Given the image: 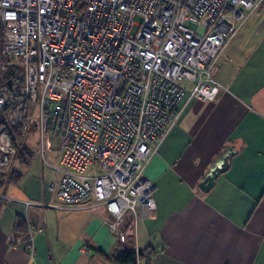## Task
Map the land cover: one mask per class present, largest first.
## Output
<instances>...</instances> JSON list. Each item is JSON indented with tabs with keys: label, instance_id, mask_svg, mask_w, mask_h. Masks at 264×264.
<instances>
[{
	"label": "built area",
	"instance_id": "built-area-1",
	"mask_svg": "<svg viewBox=\"0 0 264 264\" xmlns=\"http://www.w3.org/2000/svg\"><path fill=\"white\" fill-rule=\"evenodd\" d=\"M262 2L0 0V174L16 152L6 124L23 135L35 118L40 144L58 136L60 207L92 197L112 235L125 211L147 216L146 165L191 101L217 97L213 65Z\"/></svg>",
	"mask_w": 264,
	"mask_h": 264
},
{
	"label": "crops",
	"instance_id": "crops-1",
	"mask_svg": "<svg viewBox=\"0 0 264 264\" xmlns=\"http://www.w3.org/2000/svg\"><path fill=\"white\" fill-rule=\"evenodd\" d=\"M256 9L213 65L217 97L191 101L146 165L155 209L125 211L117 234L102 224L106 209L92 197L71 209L58 205L48 188L61 176L57 133L50 129L35 152L24 143L27 129L20 144L29 161L13 160L19 179L6 176L0 185V264H118L121 250L148 256L137 264H264V28L254 26ZM228 144L235 149L228 168L201 191Z\"/></svg>",
	"mask_w": 264,
	"mask_h": 264
},
{
	"label": "trees",
	"instance_id": "trees-1",
	"mask_svg": "<svg viewBox=\"0 0 264 264\" xmlns=\"http://www.w3.org/2000/svg\"><path fill=\"white\" fill-rule=\"evenodd\" d=\"M0 45H1V29H0ZM15 76V71L12 67H10L5 74L4 78L9 81V78H14ZM7 128L9 129L11 135H12V140L14 142L16 152L13 160L18 159L21 164H27L30 158V154L22 148L20 144V127L19 126H8L6 124ZM18 141V142H16ZM8 176V179L10 182H15L19 179L20 174L16 171L12 170V164L10 167V170L7 173L0 174V185L2 183V179L4 177ZM14 228L18 230L19 232H22L25 229V223L23 219L17 217L15 220ZM98 254L102 255L103 257H106V255L100 251H96ZM143 257L142 251H130V250H121L118 251L114 256L113 259L115 262L118 264H137L138 259Z\"/></svg>",
	"mask_w": 264,
	"mask_h": 264
},
{
	"label": "water",
	"instance_id": "water-1",
	"mask_svg": "<svg viewBox=\"0 0 264 264\" xmlns=\"http://www.w3.org/2000/svg\"><path fill=\"white\" fill-rule=\"evenodd\" d=\"M235 153L233 145H225L222 150L213 158L208 169L204 173L198 188L201 191H207L214 184L217 176L228 168L231 156Z\"/></svg>",
	"mask_w": 264,
	"mask_h": 264
},
{
	"label": "rangeland",
	"instance_id": "rangeland-1",
	"mask_svg": "<svg viewBox=\"0 0 264 264\" xmlns=\"http://www.w3.org/2000/svg\"><path fill=\"white\" fill-rule=\"evenodd\" d=\"M254 15H257V19L254 21V26H256V28H264V2H262L256 9V11L254 12ZM133 23L135 25H133L130 29V35H135L136 31L138 30L137 25L140 24V19L138 17L133 18ZM20 69V68H18ZM187 85V84H185ZM28 132L25 136V140L24 143L30 148V149H34L35 152L36 150L40 149V134L38 131V121L37 119H32L30 121V125L28 128ZM46 134L44 135V139H45ZM18 142V141H16ZM20 142V141H19ZM25 145V146H26ZM48 159H53L51 157V154H48Z\"/></svg>",
	"mask_w": 264,
	"mask_h": 264
}]
</instances>
